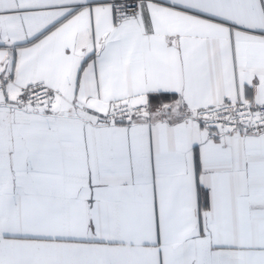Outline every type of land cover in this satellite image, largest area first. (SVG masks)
<instances>
[{
	"label": "snow or ice",
	"instance_id": "1",
	"mask_svg": "<svg viewBox=\"0 0 264 264\" xmlns=\"http://www.w3.org/2000/svg\"><path fill=\"white\" fill-rule=\"evenodd\" d=\"M0 264H264V0H0Z\"/></svg>",
	"mask_w": 264,
	"mask_h": 264
}]
</instances>
